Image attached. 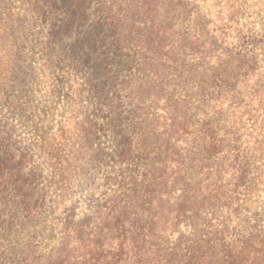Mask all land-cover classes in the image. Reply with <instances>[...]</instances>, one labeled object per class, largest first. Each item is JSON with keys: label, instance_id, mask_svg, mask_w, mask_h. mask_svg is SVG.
<instances>
[{"label": "trees", "instance_id": "obj_1", "mask_svg": "<svg viewBox=\"0 0 264 264\" xmlns=\"http://www.w3.org/2000/svg\"><path fill=\"white\" fill-rule=\"evenodd\" d=\"M18 2L33 21L0 83V264H264V9L0 11ZM41 43L67 59L46 93Z\"/></svg>", "mask_w": 264, "mask_h": 264}, {"label": "rangeland", "instance_id": "obj_2", "mask_svg": "<svg viewBox=\"0 0 264 264\" xmlns=\"http://www.w3.org/2000/svg\"><path fill=\"white\" fill-rule=\"evenodd\" d=\"M22 4L23 2H18L17 7L12 8V11H10V15L12 13V16L14 18H12L11 16H8L7 18L6 14L3 11H0V38H2L1 36L3 35L5 41H7L4 42L0 40V56H1L0 83L1 82L10 83L11 79L16 76L14 71L17 66L16 65L17 61L15 60V56H14V52H16V47L14 46V42L16 40L17 41L21 40L22 33L24 31L26 32L28 26L32 24V22H30V19L31 21H33L32 18L33 13H31L30 11H25V6H23ZM245 5L246 6H244V8L248 12V14L254 13L255 15V12L264 9V0H246ZM9 17H11L12 19L8 20ZM13 31L16 33V37H17L15 38V40L14 37H12ZM73 40H74L73 36L66 38V40L64 41L61 47L65 48L67 46V43ZM50 56L51 55H49L48 46L45 45L44 43H41L36 57L40 59L39 60L40 67L46 68L44 70V76H43V80L45 84L44 93H46L48 91V88L51 87L53 73L55 71L56 73L61 72L67 64V59L65 57V54L63 53L61 54L55 53L53 54V56H51V58ZM5 95H6L5 89H3L0 86V103L1 101H4ZM5 112H6V108H5ZM73 197L75 199L82 197L81 189L79 187H76Z\"/></svg>", "mask_w": 264, "mask_h": 264}]
</instances>
